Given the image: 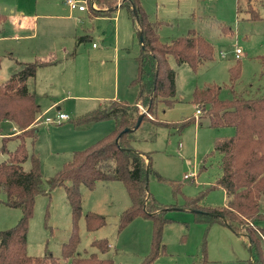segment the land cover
Listing matches in <instances>:
<instances>
[{"label":"rangeland","instance_id":"rangeland-1","mask_svg":"<svg viewBox=\"0 0 264 264\" xmlns=\"http://www.w3.org/2000/svg\"><path fill=\"white\" fill-rule=\"evenodd\" d=\"M131 1L109 0L99 4L87 0L88 11L80 12L73 11L68 0H0V12L6 15L0 30V83L18 71L19 53L31 49L33 43L42 44L46 49L51 47L59 61L36 71L35 77L28 80L30 90L41 105V113L36 141L31 137L25 139L29 157L23 165L29 171L31 155H38L44 188L48 191L36 196L28 231L30 255L50 252L64 264L61 252L71 233V206L64 186L50 188V180L72 160L76 150L86 148L115 128L112 120L88 127L76 126L73 122L112 99L130 104L137 100V88L132 82L137 76L136 56L141 42L139 24L127 6ZM141 2L149 19L161 22V41L171 42L196 30L215 46L214 59L201 64L196 72L189 64H178L170 57V65L176 73L178 101L172 106L159 105L160 121L178 123L198 117L200 113H196L193 100L197 88L228 85L221 90V98H230L232 90L244 97L264 96V0H251L260 19L252 18L247 11L248 0ZM35 9L45 17L39 19L37 37L28 39L24 35L31 32L18 30L13 16L19 15L21 10L28 14ZM89 10L97 15L112 11L108 16L91 17ZM85 32L88 36H84ZM238 48L239 55L236 54ZM237 62H240L241 76L232 89L229 87L230 68ZM53 103L56 106L50 107ZM58 107L70 118L47 123L45 118L55 116ZM139 109L145 111L142 105ZM201 121L199 124L197 120L182 132L173 127L142 123L132 133L133 146L151 161L150 192L171 208L166 215L170 222L163 230L166 252L153 264H250L245 236L219 222L208 226L206 222L197 221L191 210L174 209L184 205L186 198L204 191L201 205L220 207L226 201L224 189L216 185L221 174V155L217 152L211 155V152L216 138L230 136L235 130L227 126L211 127L208 118ZM5 135L9 136L8 133L0 135V146ZM18 143L17 138H11L7 147L14 151ZM5 158L7 155L2 154L0 161ZM175 184H181L179 193L174 192ZM81 191L83 215L79 220L81 241L77 252L83 256L98 252L92 241L106 238L110 248L102 256L112 258L114 264H142L150 252L153 222L150 218L137 217L119 230L120 215L131 203L124 183L98 181L94 188L82 186ZM5 198L1 192L0 231L16 225L22 216V208L7 205ZM88 211L105 215L106 225L88 231L84 217Z\"/></svg>","mask_w":264,"mask_h":264},{"label":"trees","instance_id":"trees-1","mask_svg":"<svg viewBox=\"0 0 264 264\" xmlns=\"http://www.w3.org/2000/svg\"><path fill=\"white\" fill-rule=\"evenodd\" d=\"M88 1L91 3L92 0ZM95 1L101 4L109 0ZM248 3L247 11L252 18L260 19L251 0ZM127 6L132 13V6L138 11L136 21L144 41L136 56L137 76L132 82L137 88V100L134 104L112 100L76 119L73 123L82 127L114 120L115 128L86 148L76 150L72 160L64 164L50 180V188L64 186L71 206V233L68 241L63 243L61 252L64 264H114L112 258L101 255L110 248L106 238L92 241L98 252L85 256L77 252L81 241L79 220L83 215L81 187L92 189L98 181H121L127 189L131 203L120 215V231L137 217L152 220L150 252L142 264H153L166 252L163 230L170 222L166 215L171 208L159 202L149 190L153 168L146 154L133 146V131L122 133L125 128L135 127L142 113L140 105L146 110L140 126L148 123L154 127H173L182 132L197 120L201 124L203 118H208L211 127L234 128L232 135L216 138L214 151L211 152V155L214 152L221 155V174L216 185L226 193L225 204L220 207L201 205L204 191L196 197L186 198L184 205L177 209L193 211L196 220L206 222L208 226L219 222L234 233L245 236L248 239L250 264H264V96L244 97L232 90L230 98H221V90L228 85L197 88L193 100L197 111H200L198 117L192 116L178 123L160 121L157 115L159 105L172 106L178 101L176 73L170 65V57L178 64H189L196 72L201 64L214 59L215 46L196 30H190L187 35L171 42H163L159 35L161 22L149 19L141 0H132ZM5 18L0 14V22ZM53 63V58H38L27 63L25 69L15 77L0 83V135L6 121L13 122L21 131L15 136L19 143L14 151L7 147L12 137H3L0 156L5 154L7 158L0 161V193L5 194L7 205L22 208V216L17 224L0 231V264H60L59 258L50 252L34 256L27 251L29 222L36 196L48 191L44 188L38 155H31L32 168L29 171L23 165L29 157L25 139L31 137L36 141L41 113L40 104L26 79L34 76L39 67ZM24 71L28 72L21 74ZM230 75L229 87L233 89L241 76L240 62L230 68ZM157 176L163 179L159 174ZM180 191L181 184H175L174 192ZM84 217L88 231H96L107 223L105 215L94 211H88Z\"/></svg>","mask_w":264,"mask_h":264},{"label":"crops","instance_id":"crops-1","mask_svg":"<svg viewBox=\"0 0 264 264\" xmlns=\"http://www.w3.org/2000/svg\"><path fill=\"white\" fill-rule=\"evenodd\" d=\"M86 1L85 0L84 1L79 0V2L81 4L82 3L83 4H86ZM71 9L73 11L78 10L80 12L88 11V8H86L85 10H79L78 8H72L71 7ZM111 11L110 12H106V13L103 12L102 14L95 15L93 12H91L89 10V16H91V17L108 16V15H111ZM0 14L4 15L6 17V15L4 13H1L0 12ZM42 17H45V14L44 13H42V14L41 13H38V11L35 9L34 11H32L31 13H28V14H25L23 12V10H21L20 13H19V15H14L13 16V19H14L16 28L18 30H23V31H29V32H31L29 35H24V36L25 37H28V39H32V38L37 37L36 36L37 35L36 28L39 26V19L42 18ZM37 18H38V20H37ZM5 20H6V18H5ZM37 21H38V24H37ZM3 23H4V20H2L0 22V30H1V27H2V24ZM138 28H139L138 30L140 31V26L139 25H138ZM84 36H88V32H85ZM33 44L34 45L31 47V49L26 48L25 49L26 52L19 53L18 59H16V61H17L16 63L18 64L17 67H16V70H18V71H15V73H13L11 75V77H15L18 73L22 72V70L25 69L27 63L33 62V61H35L38 58H43V57L53 58L54 63L53 64H50V65H47V66L56 65L59 62L58 59H57V57H56V55H55V53H54V51H51V49H50L51 47H48V49H46V47H43L42 44H38V43H33ZM92 45H93V47L97 48L96 43H93ZM45 67L46 66L39 67L36 71L41 70V69H43ZM27 72L28 71H24V73H21V74H25ZM11 77H9V78H11ZM33 77H35V75ZM30 78H31V76L26 79L27 84L29 83L28 80ZM28 87H29V84H28ZM29 89H30V87H29ZM112 100H120V99L116 98V99H112ZM54 106H56V103H53L50 107H54ZM40 107H41V105H40ZM57 109L59 110L60 108L58 107ZM196 113H197V109H196ZM112 121H114V120H112ZM99 122H101V121H99ZM96 123H98V122H96ZM2 127H3L2 134L3 133H6V134L8 133L9 134V136L5 135L6 137L15 138V136L18 133H20V130H18V128L15 126V124L13 122L6 121V122H4V124H3ZM145 157L147 158L146 155H145ZM147 160H148V158H147ZM225 195H226V193H225ZM174 209H177V208H174Z\"/></svg>","mask_w":264,"mask_h":264},{"label":"built area","instance_id":"built-area-1","mask_svg":"<svg viewBox=\"0 0 264 264\" xmlns=\"http://www.w3.org/2000/svg\"><path fill=\"white\" fill-rule=\"evenodd\" d=\"M68 2L72 8H78L79 10H85L87 8L86 4H81L78 0H68ZM240 53H241V50L239 48L236 49V54L239 55ZM197 112H200V111L198 110ZM69 118H70V116L68 113L63 112L61 110H58V112L55 116L46 117L45 121L47 123H54V122H62V121L67 120ZM186 177H187V175H186Z\"/></svg>","mask_w":264,"mask_h":264},{"label":"water","instance_id":"water-1","mask_svg":"<svg viewBox=\"0 0 264 264\" xmlns=\"http://www.w3.org/2000/svg\"><path fill=\"white\" fill-rule=\"evenodd\" d=\"M132 8H133V14H134V17H135L136 20H138V17H139V16H138V11H137V9H136L135 6H132ZM139 38H140L141 45L143 46V42H144V41H143V34H142L141 30L139 31ZM143 115H144V112H142V113L140 114V116H139V118H138V120H137V123H136L135 127H133V128H130V127L125 128V129L123 130L122 133H124V132H130V131H134V130L138 129V127L140 126V124H141V122H142ZM222 218H223V217H222Z\"/></svg>","mask_w":264,"mask_h":264}]
</instances>
